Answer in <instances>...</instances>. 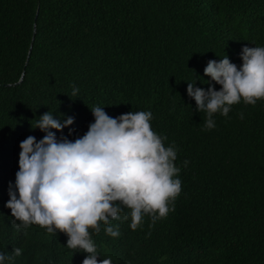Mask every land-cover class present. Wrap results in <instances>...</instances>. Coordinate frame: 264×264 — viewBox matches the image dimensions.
I'll list each match as a JSON object with an SVG mask.
<instances>
[{
	"label": "trees",
	"instance_id": "obj_1",
	"mask_svg": "<svg viewBox=\"0 0 264 264\" xmlns=\"http://www.w3.org/2000/svg\"><path fill=\"white\" fill-rule=\"evenodd\" d=\"M244 46L264 47V0H0V252L22 249L6 264H83L87 253L68 248L66 234L17 230L5 205L20 143L45 135L32 127L39 117H73L51 131L74 141L97 106L113 118L151 111L165 146L175 142L182 181L174 210L155 223L145 215L133 230L121 215L111 221L118 237L103 224L90 230L99 259L264 264V100L214 114L207 130L187 93L195 82L220 90L204 74L208 62L227 55L242 66Z\"/></svg>",
	"mask_w": 264,
	"mask_h": 264
},
{
	"label": "clouds",
	"instance_id": "obj_2",
	"mask_svg": "<svg viewBox=\"0 0 264 264\" xmlns=\"http://www.w3.org/2000/svg\"><path fill=\"white\" fill-rule=\"evenodd\" d=\"M241 58L242 66L227 55L219 62H208L204 74L220 90L214 84L205 90L196 87V82L188 83V96L194 98L197 111L207 115V130L215 127L214 114L227 117L235 104L254 106L264 100V47L244 46ZM78 91L74 87L72 95ZM91 110L95 122L74 141L58 138L51 131L70 127L73 117L61 122L50 111L39 117L32 127L45 135L39 141L30 135L20 143L19 171L15 184H9L10 199L5 206L11 209V223L17 230L35 224L49 234L64 233L68 248L87 253L83 264H112L111 258L99 259L90 230L99 234L103 224L106 234L118 237L119 227L111 221L120 220L121 215L130 218L133 230L145 215L153 223L166 217L182 191L181 169L175 164V142L165 146L167 137L152 128L151 111L113 118L105 107ZM183 163L187 167L189 162ZM20 255V248L7 255L0 252V264Z\"/></svg>",
	"mask_w": 264,
	"mask_h": 264
}]
</instances>
